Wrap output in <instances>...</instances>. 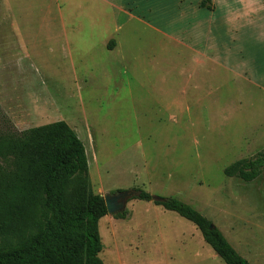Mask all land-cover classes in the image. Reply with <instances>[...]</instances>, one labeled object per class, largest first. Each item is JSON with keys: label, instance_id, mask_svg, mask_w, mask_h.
Segmentation results:
<instances>
[{"label": "rangeland", "instance_id": "374dc122", "mask_svg": "<svg viewBox=\"0 0 264 264\" xmlns=\"http://www.w3.org/2000/svg\"><path fill=\"white\" fill-rule=\"evenodd\" d=\"M55 1L0 0V129L65 122L84 145L92 194L142 191L180 200L211 221L249 264H264V173L249 184L223 174L264 150L248 130L251 118L243 123L223 107L233 85L215 89L214 95H229L194 116L184 107L164 111L162 103L172 101L143 100L142 86L127 84L121 68L94 67L98 53H87L94 44L76 43L77 31L63 27L64 4ZM132 55L139 54L118 66L137 74L129 68ZM165 76L171 86L181 80ZM128 90L139 98L130 99ZM239 120L247 128L238 131ZM124 212L125 219L107 214L98 222L103 264H224L193 224L153 201L130 199Z\"/></svg>", "mask_w": 264, "mask_h": 264}, {"label": "crops", "instance_id": "0c3cea01", "mask_svg": "<svg viewBox=\"0 0 264 264\" xmlns=\"http://www.w3.org/2000/svg\"><path fill=\"white\" fill-rule=\"evenodd\" d=\"M62 4L63 27L68 23L77 31V44H94L87 51L98 53L94 67L104 72L121 68L130 79L127 84L142 86L143 100L169 99L172 103H162L164 111L184 107L193 116L208 101L229 95L214 92L231 83L234 93L232 99H223L227 100L223 107L230 116L237 112L243 123L251 118L248 130L264 142V0H62ZM134 52L139 55H132L129 68L136 67L137 74H128L127 66L118 64ZM144 53L151 55L144 60ZM185 55L189 60H183ZM169 73L181 77L180 82L169 85L165 76ZM128 91L130 99L139 98ZM184 98L189 99L188 106L183 105ZM241 123L238 131L246 127Z\"/></svg>", "mask_w": 264, "mask_h": 264}, {"label": "trees", "instance_id": "16d2710c", "mask_svg": "<svg viewBox=\"0 0 264 264\" xmlns=\"http://www.w3.org/2000/svg\"><path fill=\"white\" fill-rule=\"evenodd\" d=\"M0 162V264H103L98 222L107 210L103 197L91 192L84 145L65 122L0 129ZM263 173L264 150L223 170L246 184ZM152 198L140 191L132 199ZM157 198L156 206L193 224L224 264H249L191 206ZM118 216L125 219L126 212Z\"/></svg>", "mask_w": 264, "mask_h": 264}, {"label": "water", "instance_id": "95a60500", "mask_svg": "<svg viewBox=\"0 0 264 264\" xmlns=\"http://www.w3.org/2000/svg\"><path fill=\"white\" fill-rule=\"evenodd\" d=\"M138 194L132 191H123L115 194H107L103 197L107 214L119 215L125 211L128 200L136 198ZM157 197H153L152 201L157 200Z\"/></svg>", "mask_w": 264, "mask_h": 264}]
</instances>
